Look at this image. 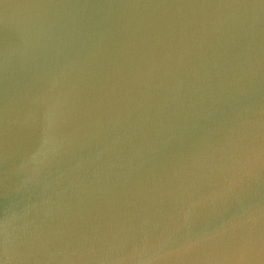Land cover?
<instances>
[{
	"label": "water",
	"instance_id": "95a60500",
	"mask_svg": "<svg viewBox=\"0 0 264 264\" xmlns=\"http://www.w3.org/2000/svg\"><path fill=\"white\" fill-rule=\"evenodd\" d=\"M0 264H264V0H0Z\"/></svg>",
	"mask_w": 264,
	"mask_h": 264
}]
</instances>
